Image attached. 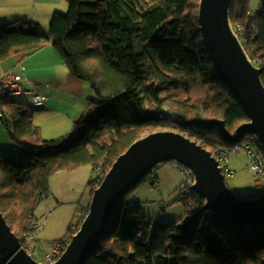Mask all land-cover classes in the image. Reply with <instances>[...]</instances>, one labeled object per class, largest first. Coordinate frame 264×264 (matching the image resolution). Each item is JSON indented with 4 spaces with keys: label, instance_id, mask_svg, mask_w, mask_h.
Returning <instances> with one entry per match:
<instances>
[{
    "label": "trees",
    "instance_id": "trees-1",
    "mask_svg": "<svg viewBox=\"0 0 264 264\" xmlns=\"http://www.w3.org/2000/svg\"><path fill=\"white\" fill-rule=\"evenodd\" d=\"M65 1L68 12L54 16L48 33L34 22L0 25V63L50 43L71 75L95 94L73 134L50 141L34 126V110L15 103L10 93L0 98L3 125L20 153L18 158L0 153V211L20 240L34 230L35 211L50 195L52 176L86 165L109 170L132 143L152 132L146 128L169 127L160 118L167 99L184 109L166 106L178 120V131L202 146L236 144L202 120L222 119L229 130L248 121L204 46L201 0ZM251 1L233 0L230 19L239 38L243 32L249 39L253 62L264 69V7L253 15ZM142 129L147 134H140ZM256 146L264 159L257 137ZM261 194L257 190L254 197ZM189 197L203 202L191 192ZM180 201L187 218L173 222L145 216L140 204L126 197L85 264H264V223H232L191 211L185 198ZM80 224L58 242L66 248Z\"/></svg>",
    "mask_w": 264,
    "mask_h": 264
},
{
    "label": "water",
    "instance_id": "water-1",
    "mask_svg": "<svg viewBox=\"0 0 264 264\" xmlns=\"http://www.w3.org/2000/svg\"><path fill=\"white\" fill-rule=\"evenodd\" d=\"M233 0H201L199 24L204 46L218 75L228 84L243 106L248 121L234 134L224 120H202L217 127L230 142L255 135L264 148L263 68L257 67L235 32L230 8ZM176 163L194 176L191 192L204 201L201 212H210L223 220L242 224L264 223V193L242 199L231 190L212 153L197 142L173 131L152 132L132 143L113 163L92 196L89 212L72 236L62 256L52 264H85L120 203L140 185L155 167ZM0 259L4 264H44L22 247L0 211Z\"/></svg>",
    "mask_w": 264,
    "mask_h": 264
},
{
    "label": "rangeland",
    "instance_id": "rangeland-1",
    "mask_svg": "<svg viewBox=\"0 0 264 264\" xmlns=\"http://www.w3.org/2000/svg\"><path fill=\"white\" fill-rule=\"evenodd\" d=\"M263 7L264 0H252L250 3V9L253 15L260 12ZM67 12L68 10H66L63 14H66ZM84 84L86 86L87 92L89 91L91 99H95V94L90 85L86 82H84ZM14 99L16 101L15 103H19L22 105L26 104L25 101L28 100L25 97L21 96H16L14 97ZM163 105L170 106L173 110L177 108L183 109L181 106L175 105L174 101L170 99H167V102H165V104ZM195 115L196 113L194 112V115L191 116ZM6 117L9 121L11 120L8 115H6ZM40 119L44 120V118ZM0 123H2L1 119ZM238 127L228 130L229 132L234 134ZM4 129L6 130V132H8L5 127ZM146 129H148L147 133L148 131H173L181 133L180 131L169 130L167 126H165L164 128L149 127ZM14 131L15 130H12L13 133ZM2 132L8 138H10L4 130H2ZM144 133H146V130H140V134L144 135ZM181 134L186 136L185 133ZM188 138L200 145L199 141H196L191 137ZM203 146L212 154H215V144V147L212 145L209 146L206 143H203ZM258 150L261 153V150ZM3 154L12 155L7 152H4ZM229 162V167L232 170V173L226 176V183L228 187L242 199L253 198L257 192V185L259 181L257 182L258 177L251 169V157L246 153L230 154ZM81 168L82 169L79 168L80 170H77V172L74 173L61 172L59 174L57 173L58 175L55 174L54 176H52L51 180L54 179L53 181L56 186L58 196L53 195V201L48 203L49 199L47 198L37 206V209L39 207L37 212L40 216V218L38 219V224L39 228L41 229L39 230L36 237L38 239V236L40 235L38 241L41 242L40 245L45 252L50 251L55 245V242H58L60 239L65 238L68 235L70 228L75 229L80 223L82 224L84 219L83 212L90 207L93 196L91 194L92 192H94L93 189L94 187L95 189L99 187L104 180V176L102 177V179H98L96 178V176L100 174L106 176V174L111 169L110 168L108 170L107 167L102 168L101 170L92 168V171L90 173V165H86ZM156 175H158L160 181H158L157 178L152 180L154 176L156 177ZM88 176H90L89 183ZM151 181L153 182L152 184ZM158 183H160V185ZM182 183L183 176L181 170L176 168L171 163H162L155 167L153 171L148 175L147 179L143 181L139 185V187L136 188L132 193L127 195V198L129 201L132 200L136 203H139L142 208L143 214L147 217H154L160 219L161 221L182 222L187 218L185 205L180 201L181 197H179V194L177 192L178 187H180ZM54 199L60 200L61 203L59 204Z\"/></svg>",
    "mask_w": 264,
    "mask_h": 264
},
{
    "label": "crops",
    "instance_id": "crops-1",
    "mask_svg": "<svg viewBox=\"0 0 264 264\" xmlns=\"http://www.w3.org/2000/svg\"><path fill=\"white\" fill-rule=\"evenodd\" d=\"M66 3L65 0H0V25L17 21L34 22L39 23L48 33L54 16L58 13L63 14L68 10V4ZM7 71L21 75L25 83L23 87L26 91L35 88L46 97V106L34 109L31 107V95L25 93L21 96L28 99L23 106L28 107L29 110H34L33 123L35 127L40 128L42 138L50 141L70 137L73 134L75 122L86 111L91 96L89 91L87 92L84 82L71 75L64 60L54 47L50 43H46L42 49L36 50L28 56L19 54L1 62L0 72ZM28 80L33 81L35 85H30ZM14 97L16 96H12L13 101L16 102ZM3 116L5 115L0 110L1 120ZM40 118H44V120ZM2 123H0V152H7L12 154L11 156L18 157L20 153L17 145L11 138L10 133L6 132ZM90 167L91 173L93 166L90 165ZM80 169L69 173L77 172ZM89 178L90 176H88V183ZM156 178L160 181L158 175L153 177V179ZM53 180L50 181L51 194L48 196V203L53 201V195H57ZM158 184L160 185V183ZM54 200L59 204L61 203L60 200ZM38 209L35 211V215L39 219Z\"/></svg>",
    "mask_w": 264,
    "mask_h": 264
},
{
    "label": "built area",
    "instance_id": "built-area-1",
    "mask_svg": "<svg viewBox=\"0 0 264 264\" xmlns=\"http://www.w3.org/2000/svg\"><path fill=\"white\" fill-rule=\"evenodd\" d=\"M248 21L250 22L251 20ZM253 32V37L257 36L256 28H253ZM241 36L242 38L240 37V40L251 58L252 51L248 50L247 48L249 39L244 37L243 32L241 33ZM28 83L30 85H35L33 81L28 80ZM24 84L25 83L23 81V78L17 74H14L12 72L0 73V98L6 92L10 93L11 96H22L25 93H29L32 97L31 107L34 109L44 108L47 103L46 97H44L39 91L35 90V88L30 91H26L23 87ZM160 118L170 122L168 127L169 130L178 131L179 123L172 110H170L166 106L162 107L160 111ZM237 153H246L248 156L251 157V169L255 172L258 177V187L262 191H264V159L262 158L258 147L256 146V136L251 134L246 135L241 142L231 147H222L221 145L216 146L215 154L212 155L213 157H215L219 164V167L226 176L230 174L229 155ZM171 164L174 165L176 168L180 169L182 172L183 183L177 191L179 196L182 199L185 198L186 205L191 211L201 210L204 205V201L200 203L189 197V193L191 192L190 188L194 183V176L189 170L177 165L176 163ZM96 170L101 169L96 168ZM102 177V174L96 176V178L98 179H102ZM151 183L153 182L151 181ZM38 222V219L32 221L34 230L28 231L24 234L22 239V247L28 254H30L36 261L40 263H55L62 256L66 248L64 247L63 243L55 242V245L52 247V249L48 252H45L36 237L39 230L41 229L39 228Z\"/></svg>",
    "mask_w": 264,
    "mask_h": 264
},
{
    "label": "bare ground",
    "instance_id": "bare-ground-1",
    "mask_svg": "<svg viewBox=\"0 0 264 264\" xmlns=\"http://www.w3.org/2000/svg\"><path fill=\"white\" fill-rule=\"evenodd\" d=\"M248 20H251V18H248ZM247 20V22H249ZM250 22H252V20L250 21ZM246 50V49H245ZM7 72H11V71H7ZM0 73H6V72H0ZM12 73H14V72H12ZM14 74H16V73H14ZM17 75H19V74H17ZM19 76H21V75H19ZM249 135V134H248ZM246 136V135H245ZM245 136H243L242 138H241V140L239 141V142H241L242 141V139L245 137ZM239 142H237V143H239ZM236 143V144H237ZM252 164V163H251ZM229 170H230V174L232 173V171H231V169H230V167H229ZM224 174V173H223ZM229 174V175H230ZM225 175V174H224ZM225 177H226V175H225ZM257 183V182H256ZM257 187H258V185H257ZM257 190H260V193H264V191H262L259 187L257 188Z\"/></svg>",
    "mask_w": 264,
    "mask_h": 264
},
{
    "label": "clouds",
    "instance_id": "clouds-1",
    "mask_svg": "<svg viewBox=\"0 0 264 264\" xmlns=\"http://www.w3.org/2000/svg\"><path fill=\"white\" fill-rule=\"evenodd\" d=\"M241 41V40H240ZM252 60V59H251ZM253 62V61H252ZM257 66V65H256ZM257 67H260V66H257ZM21 244H22V240H21Z\"/></svg>",
    "mask_w": 264,
    "mask_h": 264
}]
</instances>
